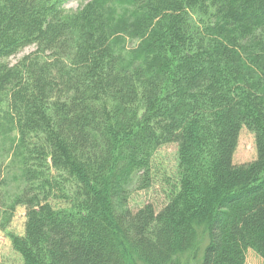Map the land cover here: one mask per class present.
Here are the masks:
<instances>
[{"label":"trees","instance_id":"trees-1","mask_svg":"<svg viewBox=\"0 0 264 264\" xmlns=\"http://www.w3.org/2000/svg\"><path fill=\"white\" fill-rule=\"evenodd\" d=\"M70 1L0 0V129L21 184L0 230L26 209L8 234L22 264L264 261V0ZM244 128L257 158L235 165ZM174 144L166 204L129 209Z\"/></svg>","mask_w":264,"mask_h":264},{"label":"rangeland","instance_id":"rangeland-1","mask_svg":"<svg viewBox=\"0 0 264 264\" xmlns=\"http://www.w3.org/2000/svg\"><path fill=\"white\" fill-rule=\"evenodd\" d=\"M88 1L72 0L66 6V11L70 14L81 11ZM120 41L121 37H120ZM127 49L139 47L137 40L124 38V42L119 44ZM35 46L23 50L18 55L9 59L10 65H16L24 57L36 52ZM6 130V128H5ZM4 130L0 129V199L2 192H7L8 196H13L19 192L20 183H17L15 175L17 166L13 163V153L8 144L11 145V136H4ZM178 146L168 145L162 147L156 154L153 161L152 186L147 190H139L135 185H131L126 194L127 206L133 211L143 208L147 204H154L157 209H161L167 202V196L175 183V173L177 170ZM257 150L255 136L248 129L244 128L240 134L239 144L234 155V164L243 165L255 161ZM10 174V176H9ZM56 205V204H55ZM58 207V206H57ZM26 209L19 207L8 228L7 232L0 230V264H22L20 255L14 251L8 234L23 236L25 232ZM247 264H264L256 252L247 253Z\"/></svg>","mask_w":264,"mask_h":264}]
</instances>
